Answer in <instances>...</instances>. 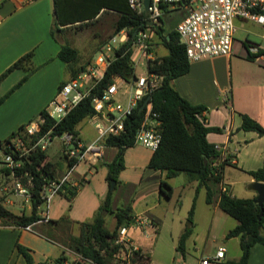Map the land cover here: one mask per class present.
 I'll return each instance as SVG.
<instances>
[{
  "label": "crops",
  "instance_id": "0c3cea01",
  "mask_svg": "<svg viewBox=\"0 0 264 264\" xmlns=\"http://www.w3.org/2000/svg\"><path fill=\"white\" fill-rule=\"evenodd\" d=\"M53 13V0H33L32 2L0 0V73L21 54L30 49H35L32 55L33 60L37 58L45 62L51 60L47 63H51L49 64V67H51L50 76L52 83H54L46 101H49L55 94L60 82L70 77L66 63L57 54L61 43L68 42V39H60L57 33L56 37H53L50 33ZM77 22L79 21L69 23L60 32L73 30L75 28L73 25ZM175 26L176 24L174 28ZM163 28L164 32L169 31V29H165L164 25ZM263 40L264 33L261 34L259 42L249 39L239 40L234 34L231 53L191 60L188 71L177 75L172 80L174 87L182 96L193 103H200L206 106V109L201 112V115L205 116V124L221 127L219 131H208L206 137L213 143L222 144L223 149L221 152L228 156L229 162L223 166L222 180L217 187L218 189L227 190L235 197L255 198L257 195L256 190L250 187V183L255 179L248 173V170L261 166L258 160L264 155V135H260L251 129L242 128L241 113L250 114L264 126V86L255 83V89L249 88L253 84L247 82L250 80L243 79L240 72L243 64L241 59L243 58L239 54L245 57L250 52L254 57L250 62L254 65L253 69L256 66L258 69L259 67L264 69V64L260 62H264ZM252 46H255L258 51L254 52ZM154 49L156 52V48ZM165 53L167 51L153 55L152 50L153 57L164 55ZM24 73L25 69L23 67L12 69L0 81V95ZM33 73L29 74L26 80L23 81L24 83L21 84L28 83L30 77L34 75ZM30 116L31 114H28L18 116L15 119L0 121V139L16 126L28 121ZM86 119L89 120L91 125L85 126L86 128L82 131L79 129V133L87 141L96 135V130L92 121L89 118ZM152 151V149L140 143H134L126 147L124 151V167L119 171L118 182L115 180L114 186L121 185L131 191L114 193L111 197L110 208L114 209L117 206L130 204L135 214L134 219L146 216L148 218L147 226H152L153 229L157 228V233L160 232L164 224H174L176 222L179 224L180 236L186 224L190 207L183 215L173 216L169 212H172L175 207V202L172 203L171 201L177 199L176 195L184 187V185L176 183V179L182 171L166 177L165 171L149 167L148 161ZM116 152V146L104 145L101 158L92 162L84 160V164H80L81 161L79 160L70 173L72 180L83 179L76 186V193L71 199H68L62 192L53 194L44 209L41 210L42 214L43 212L47 214L46 219L40 218L27 226L0 224V264H26L24 256L14 246L16 239L32 249L35 264H59L55 257L63 251H65L67 257L62 264H76L78 255L75 252L65 247L60 240L52 239L43 233L49 227L47 219H59L66 215L71 221L64 222V229L72 234H78L80 221L91 219L106 195L108 190V180L106 178L108 167L106 163L113 158ZM51 160L56 166V176H60L66 169V159L59 155L58 158ZM242 164H246V166L243 167ZM229 166L235 168L228 169ZM236 167H240L242 170L239 171ZM228 172L232 175L227 174ZM242 172L247 176H242ZM185 175L190 180H196L188 173ZM161 178H164L170 184V196H165L160 191ZM240 181H243L245 186L244 188L237 187L236 191L232 184ZM197 184L198 181L196 186ZM196 186L193 229L185 239L182 250L176 248L180 251V257L176 258V260H179L180 264H197L201 256L214 254L219 246H224L225 264H231L227 262L237 259L240 253L235 251L230 253L228 246L222 243H217V247L211 252L210 249L206 248V239H203L199 231H197L199 226L206 222L210 232L214 222L218 223L219 220L223 219V210L218 205L217 194L212 202H207L205 187L200 186L196 192ZM163 187L167 188L166 186ZM202 188L204 189L203 194H201ZM202 198L204 199V204L201 202ZM29 208L30 205H28L27 209ZM102 213L105 214L106 227L112 230L116 223L115 216L105 209ZM108 213H111L110 216L107 215ZM234 225L229 227V229ZM126 226V237L137 244L143 251L140 243L136 242L132 234L129 233L128 225ZM230 237L239 238V236ZM78 264L99 263L92 260H83ZM248 264H264V243L259 241L252 243Z\"/></svg>",
  "mask_w": 264,
  "mask_h": 264
},
{
  "label": "trees",
  "instance_id": "16d2710c",
  "mask_svg": "<svg viewBox=\"0 0 264 264\" xmlns=\"http://www.w3.org/2000/svg\"><path fill=\"white\" fill-rule=\"evenodd\" d=\"M159 6L162 11L176 8H171L166 3H161ZM53 8V20L50 28L53 37H56V32L61 31L69 23L79 21L73 25L75 28L92 23L93 20L97 19L96 15L104 10L117 13V17L113 22V33L122 28H127L130 37L115 49V56L106 67L103 78L92 86L89 95L71 107L65 115L60 119H55L47 114L45 107L39 111V114L44 116V122L41 124L42 131L50 129L52 136L59 135L65 130L80 135L77 127L78 122L94 113L92 97L101 91L102 87L111 79V76L119 74L128 81L135 78V62L133 60L135 48L131 37L135 29L147 25V19H145L144 11L139 13L134 11L129 6L128 0H53ZM159 17L160 23L152 25L151 31L157 33V36L167 48V53L148 58L146 69L148 72L162 75L159 86L150 92L152 110L157 112L158 117L161 119V138L158 146L151 153L148 166L165 171L166 177L185 171L198 180L196 192L200 186L205 187L207 202H212L217 194L219 207L237 219L236 225L227 231L226 236H239L241 252L237 259L230 260L227 263L248 264L252 243L256 241L264 243V210L261 216L257 217L260 207L254 201V197H235L225 189H218L217 185L222 180L223 166L229 161L228 158L220 159L219 151L214 147V143L207 139L206 134L210 130L219 131L221 127L205 124V116L201 115V112L206 109V106L189 101L174 87L173 78L188 71L190 60L186 56L184 44L180 42L176 29L173 28L164 32L163 20L161 16ZM57 54L66 63L70 77L75 76L86 66L77 64L78 49L68 42L61 43ZM32 55L33 49H30L17 57L0 73L1 81L15 67L25 69V73L5 91L3 96L13 91L34 70ZM247 56L253 57L250 52ZM2 98L0 97V101ZM142 100L125 117L124 129L120 133L106 134L103 137V143L116 146L117 152L106 163L108 167L106 174L108 190L93 217L89 220L80 221L78 234H72L64 229V222L71 221L66 215L59 219H47L49 227L43 233L52 239L60 240L65 247L75 252L78 255L76 264L83 260H92L99 264H148L150 261V257L146 256L140 248L129 259H126L127 242L116 241L119 227L129 225L134 221L135 214L131 205L126 204L117 206L114 209L110 208L112 189L115 187L111 188L110 180L115 179L118 182V173L124 167V151L126 147L135 143L136 129L142 123L146 112V107L139 108ZM241 118L242 128L251 129L260 135H264V126L250 114L241 113ZM24 124H20L4 139L19 133ZM4 139H0V142ZM60 151L61 157L66 159L61 149ZM28 157L25 158L23 163V168L28 171L23 180L27 182L30 175L32 181L30 185L32 193L30 209L15 212L0 202V219L4 221L3 224L26 226L42 218L40 205H43L44 198L40 194V189L45 181L56 177V166L49 158L47 149L36 148L30 152ZM78 161V158L66 159V165L72 166ZM248 173L255 180L264 181V165L250 169ZM160 191L165 196L171 195V186L164 178L160 179ZM58 192H62L68 199H71L76 193V186L66 181L59 187ZM194 203L195 196L188 210L186 224L176 245L179 250H182L185 239L193 229ZM103 209L115 216L116 223L112 230L105 225V214L101 211ZM153 231L156 233L158 230L154 228ZM249 236H253V239L248 240ZM14 246L24 256L26 264H35L30 247L20 243L17 239ZM66 257L67 254L63 251L55 257V260L62 264Z\"/></svg>",
  "mask_w": 264,
  "mask_h": 264
},
{
  "label": "built area",
  "instance_id": "2783aa9c",
  "mask_svg": "<svg viewBox=\"0 0 264 264\" xmlns=\"http://www.w3.org/2000/svg\"><path fill=\"white\" fill-rule=\"evenodd\" d=\"M31 1L33 0H24V2ZM161 3H166L170 7H182L185 10L175 29L190 61L231 53L237 28L236 19L255 22L264 27V0H150L149 12L145 13L147 25L135 29L131 37L134 48L140 51L138 60L144 58L142 63L145 64V71L136 73L131 81L119 74H113L101 91L93 95L94 113L88 118L93 123L96 135L90 141H86L72 131L65 130L59 134L62 140L61 150L66 159L78 158L92 162L101 158L105 145L103 137L106 134L120 133L124 129L125 117L141 99L150 95V92L159 86L162 75L148 72L146 60L153 57L151 26L160 23ZM128 4L135 12L144 11L143 0H128ZM129 38L127 28L110 35L84 69L58 85L55 94L45 106L47 114L60 119L71 107L89 95L92 86L103 78L106 67L115 56V49ZM252 50L258 51L255 46H252ZM145 107L144 119L136 129L134 141L154 150L161 138V119L158 113L152 110L150 99ZM43 122L44 116L38 114L37 117L26 121L19 133L0 142V190L3 192H14L30 200L32 181L30 175L27 182L23 180L28 173L23 168V163L25 158H29L31 151L36 148L47 149L49 146L53 136L50 129L41 130ZM214 147L219 151L221 160L228 158L221 152L222 144L214 143ZM74 165H66L65 171L60 176L45 181L41 186L40 194L44 198L43 205H40L42 218L46 219L47 214L44 212L42 214L41 210L63 183L69 181L77 186L83 180H72L70 173ZM134 222L144 229V225L148 224V218L142 216L135 218ZM126 231L127 226L121 225L116 241L127 242L125 257L129 259L139 247L126 237ZM224 258L225 247L219 246L214 254L201 256L197 264H225ZM173 264H180V261L175 260Z\"/></svg>",
  "mask_w": 264,
  "mask_h": 264
},
{
  "label": "rangeland",
  "instance_id": "374dc122",
  "mask_svg": "<svg viewBox=\"0 0 264 264\" xmlns=\"http://www.w3.org/2000/svg\"><path fill=\"white\" fill-rule=\"evenodd\" d=\"M32 2V1H31ZM185 10L182 7L168 9L166 11L161 12V18L163 20V25L165 29H173L174 25L178 21L180 16H183ZM117 17V13L111 10H104L102 13L97 15V19L93 20L92 23H89L82 27L73 28V30H67L64 32H56L57 36L60 39H68V43L78 49V61L77 64H84L86 65L89 60L93 58V56L97 53V49L101 46V44L113 34V22ZM236 31L235 36L239 40H253L259 42L261 39V34L264 33V28L254 22L245 21V20H236ZM152 39V47L153 55L155 53H163L167 51V48L162 43V40L157 36L156 32H153L151 36ZM264 44V40H263ZM156 48V52L154 51ZM35 52V49L33 50ZM139 49L135 48L133 54V60L135 61V71L136 73L144 72L145 71V64L142 63L144 58L139 59L140 53ZM238 54V53H235ZM243 59V64L241 66V74L244 80H250L247 82H251L253 84L250 89H255V83L264 86V69L263 67H259V69L254 68V65L251 64V60L254 57H248L247 55L244 57L243 55L239 54ZM39 58L34 59L32 58V64L35 66L34 70L30 73L33 76L30 77L28 83L18 85L13 91H11L8 95L3 96L5 92H3L0 97H3L0 101V121H6L7 119H15L18 116L28 115L31 114V118H35L38 116L39 111L45 107L48 103L46 101L47 95L53 85L52 78L50 76V68L48 61H42ZM264 64L263 61H260ZM256 62V63H260ZM261 64V65H262ZM263 66V65H262ZM233 69V68H232ZM15 83V82H14ZM13 83V84H14ZM24 83V82H22ZM12 84V85H13ZM9 86L8 88H10ZM7 88V89H8ZM57 90V89H56ZM264 91V90H263ZM56 92V91H55ZM41 107V108H40ZM40 108V109H39ZM91 125L89 120L86 118L82 119L78 122L77 127L81 129V131L86 128L85 126ZM16 126L11 131L17 129ZM10 131V132H11ZM9 132V133H10ZM8 133V134H9ZM8 134L3 136L1 139H4ZM89 138L87 141H90ZM62 140L60 135H54L49 143L47 148V154L50 159L58 158L61 151ZM251 147V144H250ZM251 151V149H249ZM80 164H84V160H80ZM258 163H261V166L264 165V155L259 158ZM241 163V162H240ZM243 167L246 164H242ZM235 168V167H228ZM237 170H242L240 167H236ZM158 170V169H157ZM186 172L182 171L180 175L176 179V183L184 185L182 190L176 195V200L174 199L171 201L172 203L175 202V207L173 208L172 212H169L170 215L178 216L183 215L186 213L188 208L191 205L194 193H195V186L197 183L196 180H190L186 177ZM227 174H230L228 172ZM245 173L242 172V176ZM232 175V174H230ZM195 179V178H194ZM115 180V179H111ZM110 180V181H111ZM231 184V183H230ZM229 184V185H230ZM237 191L238 188H244L245 183L242 181L234 182L232 184ZM228 186V185H227ZM231 186V185H230ZM114 187V186H113ZM111 187V188H113ZM234 189V190H235ZM203 188L201 189V194H203ZM128 192L131 191L130 189H125L123 186H115L112 189V195L116 192ZM133 191V190H132ZM238 194V193H237ZM0 202L10 208L15 212L26 211L29 210L28 205H30V200L27 199L25 196L16 194L14 192L5 193L0 190ZM202 204H204V199H201ZM104 210V209H103ZM101 210V211H103ZM111 213L107 215L110 216ZM222 220H219L217 223L216 221L213 224L212 229L209 232L208 223L203 222L201 226L197 229L199 231L200 236L203 239H206L205 244L206 248L210 249V251H214L217 247V243H222L228 246L230 253L234 251L237 253L241 252L240 245H239V238L236 237H227L226 231L236 223V218L231 216L230 214L222 211ZM4 221L0 219V224H3ZM112 227V226H110ZM129 233L132 234L136 242L140 243L143 249V253L146 256L150 257L149 264H173V261L176 258L180 257V251L176 249V245L179 240V224L178 223H166L161 228L160 232H154L152 226L144 225V229L138 225V223H133L128 225ZM200 242V240H199ZM203 242V241H202ZM175 258V259H174Z\"/></svg>",
  "mask_w": 264,
  "mask_h": 264
},
{
  "label": "water",
  "instance_id": "95a60500",
  "mask_svg": "<svg viewBox=\"0 0 264 264\" xmlns=\"http://www.w3.org/2000/svg\"><path fill=\"white\" fill-rule=\"evenodd\" d=\"M144 3V11L145 13H148V6L150 4V0H143ZM150 99V95H146L143 100L141 101L139 108L142 109L143 107H145L146 103L148 102V100ZM115 185V180H111V187H113ZM250 187L253 188L254 190H256L257 195L254 199V201L259 205L260 210L259 213L257 214V217H260L261 214L263 213L264 210V181L263 180H253L250 183ZM104 211V210H103ZM253 236H249L248 240H252Z\"/></svg>",
  "mask_w": 264,
  "mask_h": 264
}]
</instances>
